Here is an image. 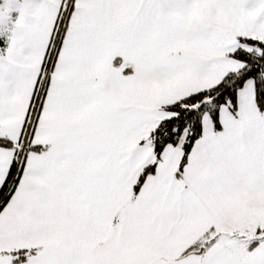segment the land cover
<instances>
[{
  "label": "snow or ice",
  "instance_id": "snow-or-ice-1",
  "mask_svg": "<svg viewBox=\"0 0 264 264\" xmlns=\"http://www.w3.org/2000/svg\"><path fill=\"white\" fill-rule=\"evenodd\" d=\"M0 264H264V0H0Z\"/></svg>",
  "mask_w": 264,
  "mask_h": 264
}]
</instances>
